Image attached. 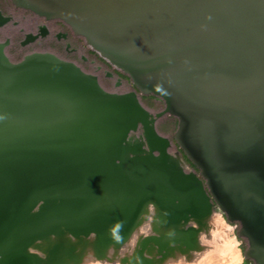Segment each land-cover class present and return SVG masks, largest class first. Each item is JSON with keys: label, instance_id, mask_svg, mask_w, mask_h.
<instances>
[{"label": "water", "instance_id": "obj_1", "mask_svg": "<svg viewBox=\"0 0 264 264\" xmlns=\"http://www.w3.org/2000/svg\"><path fill=\"white\" fill-rule=\"evenodd\" d=\"M12 2L65 21L136 89L108 90L49 51L13 60L0 40V264L79 262L92 234L89 251L104 258L150 203L170 231L143 236L130 264L197 249L214 204L264 264V0ZM139 92L164 109L152 113ZM166 113L198 171L157 129ZM50 236L45 255L31 250Z\"/></svg>", "mask_w": 264, "mask_h": 264}, {"label": "rangeland", "instance_id": "obj_2", "mask_svg": "<svg viewBox=\"0 0 264 264\" xmlns=\"http://www.w3.org/2000/svg\"><path fill=\"white\" fill-rule=\"evenodd\" d=\"M5 1V0H4ZM0 0V8L4 11H17L16 8L11 3V0H7L4 2ZM1 31V29H0ZM11 34L12 37V45L7 47V53L13 60H19L22 58L23 53L16 52V46L19 44L20 33L12 30ZM0 39L3 40L4 37L0 34ZM83 39V38H82ZM84 41V39H83ZM84 47L86 54L88 56L96 57L98 62H101L105 68L110 70H115L113 66L108 65L107 59L103 58L99 52L94 50L90 45L84 42ZM116 75H121L124 82H126L127 86H120L115 87V91H127L131 89H136L135 85L133 84L132 79L130 76L120 69H116ZM103 76V72H101ZM100 76V81L103 85L106 86L105 82ZM104 86V87H105ZM108 87V86H106ZM109 89V88H108ZM140 99L145 107H147L152 113H156L161 111L165 107V102L161 97H158L153 94H143L139 92ZM178 126V118L174 115L166 113L162 115L156 121L157 129L164 135L169 136L172 139L173 145L171 147V151L173 153H179L181 158L186 163L189 169L198 171L196 166L189 160V158L185 155L183 150L174 140V132ZM143 134V129L140 128L134 135L139 136ZM154 208V207H152ZM142 229L146 232H151L149 230L151 226L148 225L147 222ZM240 224L236 221H230L226 214L218 207L217 204H214L212 213L209 219L205 223V228L202 230V236H200L199 246L202 247L204 250L200 254L194 255V253L200 252L199 247L193 250H186L174 247V252L179 251L181 255L185 258L183 263L180 264H254V260L247 258L244 254L245 249L248 246V241L245 237H242L238 234ZM202 240V241H201ZM131 243H126L120 248H111L109 250L110 255H106L104 258H98L93 251H89L88 259L85 260L84 264H130L126 263L124 259H130L131 257L135 256V251L133 252ZM201 248V249H202ZM81 250V249H80ZM114 250L119 252L118 255L113 256ZM192 251V252H191ZM182 252V253H181ZM136 257V256H135ZM194 257V258H193ZM80 256L79 262H75L73 260L68 261L67 264H81ZM170 257L168 256L164 260H158L156 264H176V261H171L169 263L167 260Z\"/></svg>", "mask_w": 264, "mask_h": 264}, {"label": "flooded vegetation", "instance_id": "obj_3", "mask_svg": "<svg viewBox=\"0 0 264 264\" xmlns=\"http://www.w3.org/2000/svg\"><path fill=\"white\" fill-rule=\"evenodd\" d=\"M11 3L16 8V12L12 10L4 11L0 8L1 16L11 17L8 22L0 26V34L4 37L3 40H0H9L6 48L12 45L13 35L11 32L15 30L20 33L19 44L15 47V50L17 53H23L22 57L34 51L53 52L62 59L74 62L84 71L96 75L102 87L105 86L100 81L101 72H103L101 78L104 82L106 80V86L108 87L105 86V88H109L108 90L115 91V87L128 85L121 75H116V66L108 60V65L113 66L115 70L105 68L101 62H98L96 57L91 58L86 54L84 42L88 43L85 38L76 34L65 21L58 18H47L31 10L17 7L12 0ZM194 255L196 256V254Z\"/></svg>", "mask_w": 264, "mask_h": 264}, {"label": "bare ground", "instance_id": "obj_4", "mask_svg": "<svg viewBox=\"0 0 264 264\" xmlns=\"http://www.w3.org/2000/svg\"><path fill=\"white\" fill-rule=\"evenodd\" d=\"M152 207H154V208H152ZM157 212H158V210H157L156 206L153 203H150V205L147 207L146 211L144 212L137 229L135 230V232L133 233L131 238L128 240L127 243H131L130 246H131L133 252L135 251L134 252L135 256H136V252H137V249H138L139 242H140L141 238H143V236H145L147 234H162L164 231H167L164 228L160 229L159 221H158V217H157ZM206 221H205V223H206ZM145 222H147L148 225L151 226L149 228V230H152L151 232H146L145 230L142 229L146 225V224H144ZM192 222L195 225H197V226L200 225V223H198V221L193 220ZM204 228H205V225H204ZM168 231H170V230H168ZM200 236H202V233H200L199 239H200ZM50 238L51 239H45V240L37 241L34 245L31 246V250L34 251V252H38L40 254L45 255L46 252H47L48 245H50L52 242H54V239L56 237L50 236ZM65 238L67 240H70V242H72V241L74 242V241L77 240L76 237L72 236L69 233H67ZM84 239H85V242H88L87 245H89V247L85 248L84 250H82V247H79L81 249V251L79 253H80V256L82 257L80 259L81 260V264H84L85 260L88 259L89 250L91 249L90 247L93 244V241L95 240V235L92 234V235H90L88 237H84ZM111 248H114V247H111ZM201 248L199 246L200 252H198V253L196 252L194 254H197V255L200 254L204 250L203 248L202 249ZM174 249H175L174 247H171V249L168 251V256L170 258L167 261L169 263H171V261H176L177 262L176 264L183 263L184 260H185L184 259L185 257L183 255H181L179 251H175L174 252ZM157 251H158L157 247H154V245H150L149 247L146 248L144 253H145L146 256L153 258V260L156 262L157 258L159 257V254L157 253ZM118 254H119V252L117 250H114V253L112 255L116 256ZM107 255H110L109 251H108ZM135 256L131 257L130 259H128V258L125 259L126 263L127 262L129 263L130 260H133V259L135 260L136 259Z\"/></svg>", "mask_w": 264, "mask_h": 264}]
</instances>
